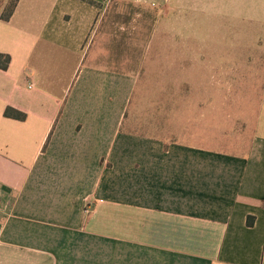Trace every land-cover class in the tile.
Wrapping results in <instances>:
<instances>
[{
    "label": "crops",
    "instance_id": "crops-1",
    "mask_svg": "<svg viewBox=\"0 0 264 264\" xmlns=\"http://www.w3.org/2000/svg\"><path fill=\"white\" fill-rule=\"evenodd\" d=\"M112 3L0 6V264H264V85L243 155L125 130L130 70L109 58L140 35Z\"/></svg>",
    "mask_w": 264,
    "mask_h": 264
},
{
    "label": "rangeland",
    "instance_id": "rangeland-1",
    "mask_svg": "<svg viewBox=\"0 0 264 264\" xmlns=\"http://www.w3.org/2000/svg\"><path fill=\"white\" fill-rule=\"evenodd\" d=\"M11 1L0 0V6L8 3L2 14ZM109 1L115 8L118 0ZM128 2L130 18L122 19L128 30L117 33L140 35L138 48L132 41L128 48L125 43L122 48L115 44L109 58L120 59L121 68L130 70L124 129L150 139L163 135L165 140L246 154L264 85V28L242 15L248 0L243 4L241 0H123L122 4ZM215 52L223 65L210 57L211 65L202 68L203 59L196 54ZM90 206H85L86 215L94 210Z\"/></svg>",
    "mask_w": 264,
    "mask_h": 264
},
{
    "label": "trees",
    "instance_id": "trees-1",
    "mask_svg": "<svg viewBox=\"0 0 264 264\" xmlns=\"http://www.w3.org/2000/svg\"><path fill=\"white\" fill-rule=\"evenodd\" d=\"M18 1L19 0H12L11 1V5L7 9L6 13L2 14V16H1L2 20L8 21L11 18L12 14H13V12H14L17 4H18ZM10 63H11L10 56L0 54V69L1 70H4V71L8 70ZM5 116L7 118L16 119L19 121H24L27 118V115L25 113L17 111L13 108H8L5 112Z\"/></svg>",
    "mask_w": 264,
    "mask_h": 264
},
{
    "label": "built area",
    "instance_id": "built-area-1",
    "mask_svg": "<svg viewBox=\"0 0 264 264\" xmlns=\"http://www.w3.org/2000/svg\"><path fill=\"white\" fill-rule=\"evenodd\" d=\"M30 88H32V86H30Z\"/></svg>",
    "mask_w": 264,
    "mask_h": 264
}]
</instances>
